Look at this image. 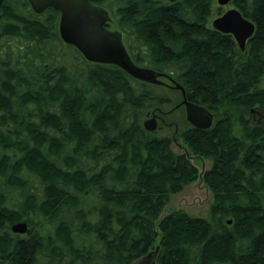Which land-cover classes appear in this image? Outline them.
I'll list each match as a JSON object with an SVG mask.
<instances>
[{
    "label": "trees",
    "instance_id": "trees-1",
    "mask_svg": "<svg viewBox=\"0 0 264 264\" xmlns=\"http://www.w3.org/2000/svg\"><path fill=\"white\" fill-rule=\"evenodd\" d=\"M91 1L115 6L140 67L182 86L213 124L148 129V115L165 125L174 113L158 83L85 58L62 39L58 8L4 0L0 264H264V0L231 2L256 25L245 50L212 26L217 0ZM198 158L212 160L210 217H162L200 178Z\"/></svg>",
    "mask_w": 264,
    "mask_h": 264
},
{
    "label": "water",
    "instance_id": "water-1",
    "mask_svg": "<svg viewBox=\"0 0 264 264\" xmlns=\"http://www.w3.org/2000/svg\"><path fill=\"white\" fill-rule=\"evenodd\" d=\"M173 1V0H172ZM220 6L230 4L233 0H217ZM4 0H0V7ZM34 10L44 12L50 7H56L61 12L59 31L62 39L74 45L92 62L104 64H118L127 72L138 79L160 84L157 73L150 69L142 68L133 63L120 30L108 28L111 16L107 8L94 4L91 0H29ZM212 25L215 29L234 35L241 50L246 49L247 41L253 36L256 25L246 18L242 12L232 7L216 17ZM182 90L183 104L186 108L187 119L193 125L210 127L213 124V115L202 106H194L185 98V89L174 84ZM148 129L156 130L158 122L155 117L145 121ZM17 233H26L28 225L25 222L12 226Z\"/></svg>",
    "mask_w": 264,
    "mask_h": 264
},
{
    "label": "rangeland",
    "instance_id": "rangeland-1",
    "mask_svg": "<svg viewBox=\"0 0 264 264\" xmlns=\"http://www.w3.org/2000/svg\"><path fill=\"white\" fill-rule=\"evenodd\" d=\"M109 6V5H108ZM115 6L105 7L108 9L109 14L111 16L112 21V30H119L116 25V15H115ZM232 4L225 6V9L231 8ZM110 29V28H109ZM159 84L160 87L168 94L173 97V104L169 107V110L174 111V113L166 117L165 125H160L159 128L156 129L157 133L160 135H168L173 136L176 134L178 130L184 129L187 125L190 124L189 120L187 119V113L185 105L183 102V97L179 96L178 92H174L173 90L176 87L169 86L164 80ZM182 104L181 109L173 110L176 104ZM152 116L148 115L145 119H151ZM162 120V119H161ZM161 122V121H160ZM163 122V121H162ZM169 124V125H168ZM162 126V127H161ZM179 138V135L177 136ZM173 148L177 152H183L184 149L181 147L180 140H174ZM193 162L198 167L200 172V178L194 182L187 184L184 189L176 194H172L170 196L169 203L167 204L162 217L169 214L171 211L174 210H181L192 217H202V218H209L210 217V208L213 204L214 194L206 185L205 181L202 179V175L205 171L211 168L212 160L209 158H198L193 159ZM145 259H140L135 261L133 264H144ZM156 264V263H155Z\"/></svg>",
    "mask_w": 264,
    "mask_h": 264
},
{
    "label": "flooded vegetation",
    "instance_id": "flooded-vegetation-1",
    "mask_svg": "<svg viewBox=\"0 0 264 264\" xmlns=\"http://www.w3.org/2000/svg\"><path fill=\"white\" fill-rule=\"evenodd\" d=\"M231 4V3H230ZM230 4H228V5H230ZM225 6H227V5H225ZM225 6H222L223 8H224V11L222 12V14L226 11V10H228L227 8L225 9ZM232 8V7H231ZM213 26V25H212ZM108 28H110V29H113L112 28V21H110V24L108 25ZM121 32H122V35H123V40H124V44H125V46H126V49H127V51H128V54H129V56H130V58H131V60L133 61V63L135 64V65H137V66H139L140 67V65H139V63L137 62V60L135 59V57H134V54H133V52H132V50H131V47H130V45H129V42H128V33L125 31V29L124 28H122L121 26H120V29H119ZM225 34H228V33H225ZM232 35V34H231ZM233 36V38H234V40H235V42H236V44L239 46V44H238V42H237V40L235 39V37H234V35H232ZM248 42V41H247ZM142 67V66H141ZM158 79H160V80H164L166 83H168V85L169 86H172L173 84H174V82L170 79V77H168L167 75H161V76H159L158 77Z\"/></svg>",
    "mask_w": 264,
    "mask_h": 264
}]
</instances>
